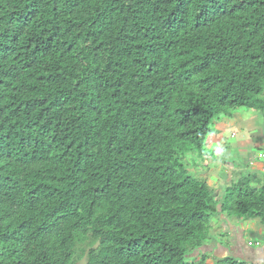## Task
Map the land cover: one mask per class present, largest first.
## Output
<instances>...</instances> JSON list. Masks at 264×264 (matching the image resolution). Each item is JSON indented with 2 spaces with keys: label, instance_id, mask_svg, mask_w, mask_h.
<instances>
[{
  "label": "trees",
  "instance_id": "1",
  "mask_svg": "<svg viewBox=\"0 0 264 264\" xmlns=\"http://www.w3.org/2000/svg\"><path fill=\"white\" fill-rule=\"evenodd\" d=\"M240 110L264 0H0V264H209L212 218L264 223V177L187 162Z\"/></svg>",
  "mask_w": 264,
  "mask_h": 264
},
{
  "label": "crops",
  "instance_id": "2",
  "mask_svg": "<svg viewBox=\"0 0 264 264\" xmlns=\"http://www.w3.org/2000/svg\"><path fill=\"white\" fill-rule=\"evenodd\" d=\"M264 116L240 110L215 122L204 148V158H187L194 173L212 187L220 199L224 190L242 174L264 177ZM258 187L257 183L252 185ZM206 241L208 263L234 258L247 264H264V223L258 219L238 220L225 216L211 220ZM249 244H252L249 246Z\"/></svg>",
  "mask_w": 264,
  "mask_h": 264
},
{
  "label": "built area",
  "instance_id": "3",
  "mask_svg": "<svg viewBox=\"0 0 264 264\" xmlns=\"http://www.w3.org/2000/svg\"><path fill=\"white\" fill-rule=\"evenodd\" d=\"M258 157L259 158H261V159H263L264 158V151L262 152V153H260L259 155H258ZM252 244H249V246H251Z\"/></svg>",
  "mask_w": 264,
  "mask_h": 264
},
{
  "label": "rangeland",
  "instance_id": "4",
  "mask_svg": "<svg viewBox=\"0 0 264 264\" xmlns=\"http://www.w3.org/2000/svg\"><path fill=\"white\" fill-rule=\"evenodd\" d=\"M87 248V247H86Z\"/></svg>",
  "mask_w": 264,
  "mask_h": 264
}]
</instances>
